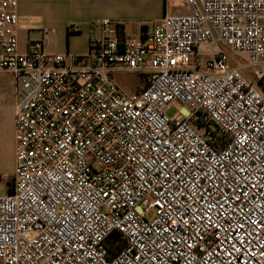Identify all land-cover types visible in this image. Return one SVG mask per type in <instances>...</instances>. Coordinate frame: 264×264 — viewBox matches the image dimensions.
<instances>
[{"label": "built area", "instance_id": "built-area-1", "mask_svg": "<svg viewBox=\"0 0 264 264\" xmlns=\"http://www.w3.org/2000/svg\"><path fill=\"white\" fill-rule=\"evenodd\" d=\"M183 1L140 37L102 19L79 56L20 51L18 1L0 0L16 143L4 264H264V94L227 51L264 79V0Z\"/></svg>", "mask_w": 264, "mask_h": 264}, {"label": "crops", "instance_id": "crops-1", "mask_svg": "<svg viewBox=\"0 0 264 264\" xmlns=\"http://www.w3.org/2000/svg\"><path fill=\"white\" fill-rule=\"evenodd\" d=\"M17 1L20 51L43 49L49 53L79 56L87 54L92 39L100 37L99 24L104 18H109L117 26L120 36L140 37L166 14L189 11L183 0ZM44 29L47 32H43ZM231 54L229 50L231 65L240 66L230 57ZM123 72L127 71L114 72L115 80ZM139 75L140 83L134 90L144 85L142 74Z\"/></svg>", "mask_w": 264, "mask_h": 264}, {"label": "rangeland", "instance_id": "rangeland-1", "mask_svg": "<svg viewBox=\"0 0 264 264\" xmlns=\"http://www.w3.org/2000/svg\"><path fill=\"white\" fill-rule=\"evenodd\" d=\"M223 45V44H222ZM227 51L228 48H227ZM236 64L242 67L243 73L253 82L255 87L264 94V88L256 79L254 66L248 65L237 55L231 54ZM205 56H198L200 63L205 60ZM127 92L133 91L140 83L138 72H123L116 79ZM181 105L172 103L167 108V115L173 117L181 110ZM14 108H15V78L7 70H0V194L8 192L9 182L15 172V132H14ZM152 213V212H151ZM0 264L4 262L0 259Z\"/></svg>", "mask_w": 264, "mask_h": 264}, {"label": "trees", "instance_id": "trees-1", "mask_svg": "<svg viewBox=\"0 0 264 264\" xmlns=\"http://www.w3.org/2000/svg\"><path fill=\"white\" fill-rule=\"evenodd\" d=\"M259 82L264 88V79L260 80ZM13 188H14V184H13V178H12V180L9 182L8 192H12Z\"/></svg>", "mask_w": 264, "mask_h": 264}]
</instances>
